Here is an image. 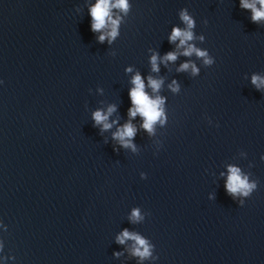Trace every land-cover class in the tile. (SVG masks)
I'll return each instance as SVG.
<instances>
[{
    "label": "water",
    "instance_id": "95a60500",
    "mask_svg": "<svg viewBox=\"0 0 264 264\" xmlns=\"http://www.w3.org/2000/svg\"><path fill=\"white\" fill-rule=\"evenodd\" d=\"M95 3L0 0V264H264V88L252 84L264 78V21L240 0H127L112 9L118 36L100 43ZM184 10L187 44L212 65L170 42ZM137 73L167 119L153 134L131 119L133 151L113 133L130 120ZM109 106L116 123L101 131L93 113ZM229 167L256 183L248 197L227 193ZM125 229L150 257L117 242Z\"/></svg>",
    "mask_w": 264,
    "mask_h": 264
},
{
    "label": "clouds",
    "instance_id": "9594fccd",
    "mask_svg": "<svg viewBox=\"0 0 264 264\" xmlns=\"http://www.w3.org/2000/svg\"><path fill=\"white\" fill-rule=\"evenodd\" d=\"M240 6L244 9L251 11V20L253 23H259L264 21V0H240ZM119 9L123 12H127L129 5L127 0H96V3L92 5L89 9L92 23L91 30L93 32H101L98 37L100 43H103L106 39L111 43L118 36V28L120 23V18L117 17L113 19L112 9ZM180 18L187 25L186 29L173 28L172 34L170 36V42H175L179 39L178 47H185L183 55L190 56L193 53L197 57L203 58L205 65H212L213 59L209 57L207 51H202L195 48L193 45L187 44L188 41L193 40V32L191 29L194 27L193 18L187 13L186 10L181 11ZM206 24L207 21H204ZM177 59V54L175 52L168 53L161 62L175 61ZM158 56L153 55L151 57L152 70L159 71L157 64ZM191 68L193 75L198 73V69L194 64L184 63L181 65L178 71H187ZM131 71V69H127ZM2 83V81H0ZM131 83L134 85L129 91V97L131 100L132 107L129 108L128 114L130 120L123 126L117 128V131L113 133V139L117 140L119 144L124 148H131L133 151L136 150L135 145L132 143V139L135 137L137 129L131 123V119H134L137 115L142 117L143 124L141 127L145 129L149 134L154 133V126L157 123L163 125L166 122L167 117L165 116L163 105L165 103L164 98L156 96L153 98L145 91V83L137 73L133 78ZM162 84V80L148 78V85L151 87L152 92H158ZM175 84V81L173 82ZM252 84L256 86L257 90L264 88V78L259 75L252 76ZM178 85L173 88V91H178ZM115 106H109L107 112L102 110H97L93 113V120L96 126H102L101 131H107L112 128V123L108 122L109 117L115 111ZM218 126V125H217ZM229 175L226 182L227 193L235 198L237 195H242L248 197L257 185L255 182L249 183L248 177L241 174V170L237 167H229ZM141 178L145 179L146 174L141 173ZM240 206H243V201L240 202ZM131 219L141 220L143 217L140 215L139 209H134L132 212ZM117 242L123 244L126 240H133L135 245L133 246V255L139 256L141 259L148 258L152 255L150 249L151 245L142 238L140 235L135 233H130L125 229L119 236H117Z\"/></svg>",
    "mask_w": 264,
    "mask_h": 264
}]
</instances>
